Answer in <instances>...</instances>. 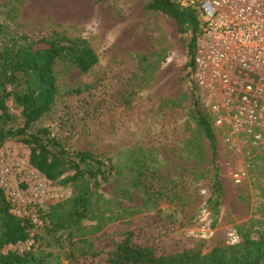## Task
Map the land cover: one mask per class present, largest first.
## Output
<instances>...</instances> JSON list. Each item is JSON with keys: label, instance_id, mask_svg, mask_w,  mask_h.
Masks as SVG:
<instances>
[{"label": "rangeland", "instance_id": "obj_1", "mask_svg": "<svg viewBox=\"0 0 264 264\" xmlns=\"http://www.w3.org/2000/svg\"><path fill=\"white\" fill-rule=\"evenodd\" d=\"M145 3L0 0V49L57 33L86 41L99 58L88 73L67 60L56 62L55 103L30 132L46 128L61 148L115 165L107 183L74 179L68 161L53 180L42 174L48 197L36 200L21 192L26 210L40 223L31 230L32 239L8 249L38 251L45 264L75 259L105 264L129 235L140 245L203 255L244 238H264V150L238 148L227 139L230 130L217 127L202 107L213 125L224 190L219 210L208 205L214 169L194 117L186 37L175 20L147 12ZM7 105L11 113H20L11 101ZM31 151L21 142L0 147V156L22 169L16 182L35 169ZM237 175L243 178L239 182ZM78 199L86 217L49 236L53 208L62 205L61 214L69 208L81 211Z\"/></svg>", "mask_w": 264, "mask_h": 264}, {"label": "trees", "instance_id": "obj_2", "mask_svg": "<svg viewBox=\"0 0 264 264\" xmlns=\"http://www.w3.org/2000/svg\"><path fill=\"white\" fill-rule=\"evenodd\" d=\"M147 12L165 13L175 20L184 38L187 67L193 74V54L198 36L202 32V15L198 5L184 6L179 0H145ZM67 60L75 64L83 73L90 72L99 62L98 54L82 39L54 34L40 37L25 43L4 46L0 49V147L7 142H21L30 146L31 165L48 180L57 176L62 162L68 161L74 168V179L88 177L107 183L113 177L115 165L110 159L85 152H69L61 148L49 136L46 128L30 132L53 107L56 96L55 65L57 61ZM76 92H78L76 90ZM192 79V107L198 126L209 144L211 165L214 175L211 192L207 200L216 210L222 206L224 194L220 170L216 163V140L211 120L203 114ZM11 101L20 109L19 114L9 111ZM21 117L22 123L17 119ZM83 210L69 208L61 214L62 205H56L50 215L52 227L47 230L52 236L64 230L71 221H81L86 217L83 200L76 202ZM75 203V204H76ZM34 224L29 218L13 213L12 206L0 189V264H45V258L28 250H10L8 247L27 242ZM105 264H264V238L257 240L244 238L232 245L213 247L208 254L191 249L166 251L159 245H140L131 240V235L119 242L115 250L105 260ZM70 264H83L78 259Z\"/></svg>", "mask_w": 264, "mask_h": 264}, {"label": "built area", "instance_id": "obj_3", "mask_svg": "<svg viewBox=\"0 0 264 264\" xmlns=\"http://www.w3.org/2000/svg\"><path fill=\"white\" fill-rule=\"evenodd\" d=\"M179 1L197 4L202 15L192 74L201 107L217 127L230 130L227 139L238 148L264 150V0ZM21 174L22 169L0 156V189L13 213L38 225L21 192L29 191L37 200L48 197L49 189L36 169L16 182ZM241 179L237 175L236 182Z\"/></svg>", "mask_w": 264, "mask_h": 264}]
</instances>
